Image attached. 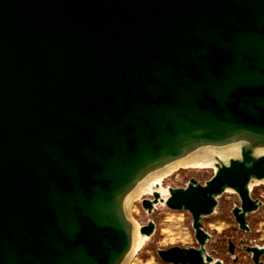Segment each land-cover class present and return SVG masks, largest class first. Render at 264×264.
<instances>
[{
	"label": "water",
	"instance_id": "water-1",
	"mask_svg": "<svg viewBox=\"0 0 264 264\" xmlns=\"http://www.w3.org/2000/svg\"><path fill=\"white\" fill-rule=\"evenodd\" d=\"M236 142L203 184L141 201L191 215L197 247L159 249L163 263L222 264L202 220L226 190L239 230L264 204L249 196L264 180V0H0V264H121L133 188ZM244 250L262 264L264 247Z\"/></svg>",
	"mask_w": 264,
	"mask_h": 264
},
{
	"label": "rangeland",
	"instance_id": "rangeland-1",
	"mask_svg": "<svg viewBox=\"0 0 264 264\" xmlns=\"http://www.w3.org/2000/svg\"><path fill=\"white\" fill-rule=\"evenodd\" d=\"M199 166V167H197ZM189 166L180 168L164 177L159 188L162 199L168 196V188H184L190 178L200 184L209 180L215 168L212 165ZM250 195L264 199V180L250 183ZM143 199H152L151 193H145L137 198L130 207V218L137 225V235L143 237L142 243L128 264H165L157 256L159 249L173 246L181 248L194 247L193 230L191 228V215L187 211H172L163 204H157L155 210L147 213L141 206ZM239 203L237 194L226 190L217 198L215 214L203 219L204 231L212 236L207 245V252L214 261L222 264H253L251 255L244 247H264V204L255 212L246 216L248 232L239 230L231 214L234 202ZM148 222L154 224V231L150 236L141 235L140 227ZM229 243L234 246V254L229 253ZM236 258V263L233 259ZM264 264V255L260 258Z\"/></svg>",
	"mask_w": 264,
	"mask_h": 264
},
{
	"label": "bare ground",
	"instance_id": "bare-ground-1",
	"mask_svg": "<svg viewBox=\"0 0 264 264\" xmlns=\"http://www.w3.org/2000/svg\"><path fill=\"white\" fill-rule=\"evenodd\" d=\"M241 146H242L241 143L236 142L224 147H203L193 151L184 158L176 160L175 162L148 174L144 179H142L127 195L125 200L126 214L132 225V240H131L130 249L121 264H128L130 262V260L137 252L143 240V237H139L137 235V228H136L137 225L130 218L131 204L137 198L144 195L145 193H153L154 191H157L158 193L161 194L162 192L160 191L159 188L160 181L164 177L168 176L169 174L180 168H186L189 166L194 167L197 165L214 166V163H216L218 160L227 163V161L231 158H239ZM261 152H264V149L258 151V153Z\"/></svg>",
	"mask_w": 264,
	"mask_h": 264
},
{
	"label": "flooded vegetation",
	"instance_id": "flooded-vegetation-1",
	"mask_svg": "<svg viewBox=\"0 0 264 264\" xmlns=\"http://www.w3.org/2000/svg\"><path fill=\"white\" fill-rule=\"evenodd\" d=\"M249 196H250V198H251V200H253V201H259V202H262V203H264V199L262 198V199H260L261 197H259V195L258 196H255V197H252L251 195H250V191H249ZM238 197V196H237ZM238 199H239V197H238ZM234 206L232 207V210L234 209V208H239L240 207V200H239V203L238 202H234ZM215 214V213H214ZM231 214H232V211H231ZM205 219V218H204ZM203 221V220H202ZM211 241V240H210ZM210 241H208V243L210 242ZM208 243L206 244V250H207V245H208ZM194 247H197V245H196V243H195V246ZM233 250H234V248H233ZM233 261H234V263H236V258H234L233 259Z\"/></svg>",
	"mask_w": 264,
	"mask_h": 264
}]
</instances>
